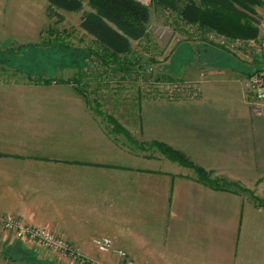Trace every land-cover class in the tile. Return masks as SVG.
Returning <instances> with one entry per match:
<instances>
[{
  "label": "crops",
  "instance_id": "0c3cea01",
  "mask_svg": "<svg viewBox=\"0 0 264 264\" xmlns=\"http://www.w3.org/2000/svg\"><path fill=\"white\" fill-rule=\"evenodd\" d=\"M212 71L226 80L221 71ZM239 75L236 89L243 97L246 77ZM231 81L228 76L224 84L229 93ZM22 103L20 93L0 91L1 214L46 227L106 264L126 261L97 251L94 238H112L135 264H264V206L247 193L213 188L161 154L144 153L140 160L157 159L159 167L135 165V155L126 152L120 161L116 134L95 128L88 137L83 124L78 147L70 150L69 142L55 150L49 111ZM229 108L184 114L161 108L158 141L186 153L213 179L234 181L262 197L264 118L249 107L233 113ZM36 246L0 229L5 264H74L62 253L41 259Z\"/></svg>",
  "mask_w": 264,
  "mask_h": 264
},
{
  "label": "rangeland",
  "instance_id": "374dc122",
  "mask_svg": "<svg viewBox=\"0 0 264 264\" xmlns=\"http://www.w3.org/2000/svg\"><path fill=\"white\" fill-rule=\"evenodd\" d=\"M138 1L150 6L149 36L131 39L133 52L130 57L141 61L133 66L136 75L119 80V76L114 77L110 70L104 73L101 61L94 55L100 43L82 26L86 14L94 12L89 2H84L83 9L68 11L51 6L49 0H0V91L20 93L26 108L49 111V134L55 150H61L69 142L70 150L78 147L79 124L85 126L88 137L95 135V128L108 130L111 134L112 124L108 117L115 118L137 144L158 141L161 108L173 110L172 114L176 111L184 114L198 108L230 107L227 110L233 113L244 106L249 107L254 115L264 118V115L257 114L256 104L259 106L262 101L255 89L248 87L249 78H246V84L243 80V97L236 89L239 70L243 69L237 59L249 63L247 71L254 72L261 64L264 67V59L254 48L256 40L244 44L237 40L233 47L227 46L228 54L212 46V36H219L216 31L203 33L197 26L185 24L179 18L177 23V17L170 13L155 10L151 0ZM260 11L257 16L258 38L264 34V7ZM219 38V43L213 44L227 43L225 37V43ZM187 58L192 59V63H187ZM7 65L12 66L11 69ZM191 70H194L193 75L189 73ZM212 70L221 71L226 80L229 76L232 80L230 93L224 85L226 80L223 82L222 77L220 81ZM80 72L82 84L75 81ZM71 80L74 82H68ZM77 86L85 89V94L78 92ZM247 121L243 116V122ZM115 134L119 141L120 161L126 152L135 155V165L148 163L140 162L141 156L147 152L126 146L132 144L124 133ZM114 155L115 148L108 149V156ZM158 155L159 151L153 158ZM148 164L150 167L161 165L157 159ZM0 229L4 230L1 226ZM36 247L37 257L44 260L50 261L51 253L61 254L40 245ZM82 256L80 259L68 258L74 264H106L97 257ZM2 258L0 264H5Z\"/></svg>",
  "mask_w": 264,
  "mask_h": 264
},
{
  "label": "trees",
  "instance_id": "16d2710c",
  "mask_svg": "<svg viewBox=\"0 0 264 264\" xmlns=\"http://www.w3.org/2000/svg\"><path fill=\"white\" fill-rule=\"evenodd\" d=\"M86 1L94 12L86 14L82 26L100 43L94 55L101 61L104 73L107 74L110 70L114 77L119 76V80L130 78L136 72L133 66L141 61L139 58L130 57L133 52L131 39L139 40L149 36L147 25L151 13L150 6L138 0H49L51 6L68 11L83 9ZM151 5L155 10L176 16L177 23L179 18L185 24L197 26V29L202 30L203 33L216 31L218 35L227 39V43L217 45L213 42L212 46L228 54L230 51L227 46L233 47L237 40L243 41V44L250 40H257L260 34L257 16L264 7L261 0H151ZM202 41L206 42L205 39ZM237 61L243 68L240 73L246 78L256 73L252 70L247 71L249 63L238 59ZM6 67L11 69L12 66ZM77 74L75 81L82 84L81 72ZM63 82L67 84V81ZM77 90L85 94V89L81 86H77ZM108 118L111 121L113 133H124L135 147L147 152L148 157H155L156 152L159 151L170 161L191 168L201 182L213 188H236L238 191L247 193L256 204L264 206V197H258L234 181L222 179L223 185L218 184L221 181L213 179L211 173L203 166L196 164L186 153L165 142L151 141L147 144L146 142L137 144L115 118Z\"/></svg>",
  "mask_w": 264,
  "mask_h": 264
},
{
  "label": "built area",
  "instance_id": "2783aa9c",
  "mask_svg": "<svg viewBox=\"0 0 264 264\" xmlns=\"http://www.w3.org/2000/svg\"><path fill=\"white\" fill-rule=\"evenodd\" d=\"M264 3V0H261ZM216 36V35H215ZM221 37V39L219 38ZM214 42H218V38L221 42L225 43L223 36H212ZM254 48L256 53L264 59V34L257 38ZM263 64L258 66L249 80L247 81L248 87L255 89V93L262 101L259 106L256 104L257 114L264 115V67ZM176 90V87L173 88ZM0 226L6 232L12 233L15 237L22 240H30L36 242L46 250L58 251L65 254L67 257L80 259L83 258V254L79 247L70 244L66 238L62 235L54 233L44 227L34 226L27 224L24 220L14 215H1L0 214ZM94 245L101 253H114L126 260V264H134L133 261L127 259L125 251L115 248L113 241L110 237H100L94 239ZM102 264V263H94Z\"/></svg>",
  "mask_w": 264,
  "mask_h": 264
}]
</instances>
